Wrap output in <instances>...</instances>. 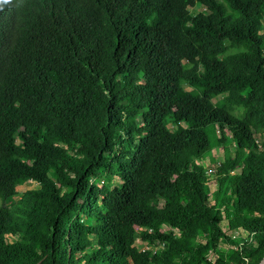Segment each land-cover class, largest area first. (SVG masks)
I'll list each match as a JSON object with an SVG mask.
<instances>
[{"label": "trees", "instance_id": "16d2710c", "mask_svg": "<svg viewBox=\"0 0 264 264\" xmlns=\"http://www.w3.org/2000/svg\"><path fill=\"white\" fill-rule=\"evenodd\" d=\"M263 29L264 0L0 2V264H259Z\"/></svg>", "mask_w": 264, "mask_h": 264}, {"label": "rangeland", "instance_id": "374dc122", "mask_svg": "<svg viewBox=\"0 0 264 264\" xmlns=\"http://www.w3.org/2000/svg\"><path fill=\"white\" fill-rule=\"evenodd\" d=\"M195 13H197V12H204V13H207L208 14V16H209V18L211 19V20H214L215 18H216V14H214L213 12H211V11H209L204 5H202V4H198V6L193 10ZM264 30V29H263ZM228 131L230 132V130L228 129ZM257 136V135H256ZM258 137V136H257ZM215 153L217 154V155H219V156H222L221 155V149H217L216 151H215ZM170 175V174H169ZM173 175H175V171L174 170H172V173H171V175L170 176H173ZM100 183V185H102L103 186V183L100 181L99 182ZM213 186H215V185H213ZM36 187H39V183L38 182H36V181H30V182H28V183H26L25 185H21L20 187H19V194L17 195V197L19 198L20 197V195L22 194V192L25 190V189H27V188H36ZM136 231H137V237H136V241H135V244L137 245V247H139L141 250H143V251H146V250H158L159 248H161L162 247V244H158V243H155V244H150V243H148V242H146V241H144L143 239H142V237H141V235H140V229L139 228H137L136 229ZM239 233H240V235H241V232H235V234H237V235H239ZM234 234V233H233ZM229 244L228 243H226V242H224V243H222L221 244V246H220V251H221V253L222 254H225L226 253V251L228 250V248H229Z\"/></svg>", "mask_w": 264, "mask_h": 264}, {"label": "clouds", "instance_id": "9594fccd", "mask_svg": "<svg viewBox=\"0 0 264 264\" xmlns=\"http://www.w3.org/2000/svg\"><path fill=\"white\" fill-rule=\"evenodd\" d=\"M0 2L7 4V3H9V0H0Z\"/></svg>", "mask_w": 264, "mask_h": 264}, {"label": "water", "instance_id": "95a60500", "mask_svg": "<svg viewBox=\"0 0 264 264\" xmlns=\"http://www.w3.org/2000/svg\"><path fill=\"white\" fill-rule=\"evenodd\" d=\"M259 264H264V256H263V258L261 259V261L259 262Z\"/></svg>", "mask_w": 264, "mask_h": 264}]
</instances>
